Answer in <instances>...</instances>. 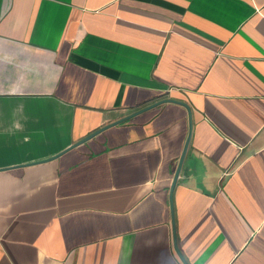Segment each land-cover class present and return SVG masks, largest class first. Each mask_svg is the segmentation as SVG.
Segmentation results:
<instances>
[{
	"label": "crops",
	"instance_id": "obj_1",
	"mask_svg": "<svg viewBox=\"0 0 264 264\" xmlns=\"http://www.w3.org/2000/svg\"><path fill=\"white\" fill-rule=\"evenodd\" d=\"M165 103L50 159L102 127ZM264 264V0H0V264Z\"/></svg>",
	"mask_w": 264,
	"mask_h": 264
},
{
	"label": "water",
	"instance_id": "obj_2",
	"mask_svg": "<svg viewBox=\"0 0 264 264\" xmlns=\"http://www.w3.org/2000/svg\"><path fill=\"white\" fill-rule=\"evenodd\" d=\"M165 103H176V104H179V105L185 107L187 109L188 113H189L190 133H189V137L187 139L185 148L183 150V154H182L181 161H180V164H179L180 166L178 167L177 172L175 174L174 185H173V188H174V186H175V184H176V182L178 180V177L180 175L181 168L183 166V163H184V160H185V156H186V153H187V149H188V146H189V143H190V140H191L193 122H192V109L189 106V104L184 102V101H179V100L172 99V98H170V99L169 98L162 99V100H160V101H158V102H156V103H154L152 105H149V106H147V107H145L143 109H140L138 112H135V113H133L131 115H128V116H126V117H124L122 119H119L117 121H114V122L102 127L101 129L95 131L94 133L90 134L89 136L85 137L84 139L76 142L75 144H73V146H70L68 149H66L62 153H60V154H58V155H56V156H54V157H52L50 159L42 161V162H48V161H51V160H55V159L59 158L60 156H62L63 154H65L66 152H68V151H70V150H72L74 148H77L80 145H83V144L87 143L89 140L95 138L97 135L101 134L102 132L106 131L107 129H109L111 127H114V126H117V125H119L121 123H124V122H126V121H128V120H130V119H132L134 117H138V115H140L142 113H145V112H147V111H149L151 109H154V108H156V107H158L160 105H163ZM184 263L187 264L186 260H184Z\"/></svg>",
	"mask_w": 264,
	"mask_h": 264
}]
</instances>
